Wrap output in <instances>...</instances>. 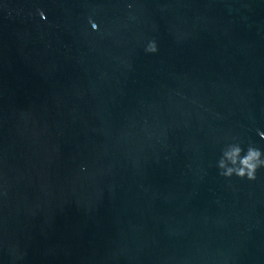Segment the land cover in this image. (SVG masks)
I'll return each mask as SVG.
<instances>
[{
    "label": "water",
    "instance_id": "95a60500",
    "mask_svg": "<svg viewBox=\"0 0 264 264\" xmlns=\"http://www.w3.org/2000/svg\"><path fill=\"white\" fill-rule=\"evenodd\" d=\"M261 133L264 0H0V264H264Z\"/></svg>",
    "mask_w": 264,
    "mask_h": 264
},
{
    "label": "clouds",
    "instance_id": "9594fccd",
    "mask_svg": "<svg viewBox=\"0 0 264 264\" xmlns=\"http://www.w3.org/2000/svg\"><path fill=\"white\" fill-rule=\"evenodd\" d=\"M131 7V5H129ZM44 17V13H40ZM90 27L93 31H99V25L89 19ZM145 51L149 54H155L158 51V45L155 40H150ZM264 137V133H261ZM233 142L228 143L222 150L221 156L216 162L219 175L230 179L233 176L243 180L255 181L258 170L264 168V151L249 143L245 149L237 137L232 138ZM84 170V169H82Z\"/></svg>",
    "mask_w": 264,
    "mask_h": 264
}]
</instances>
